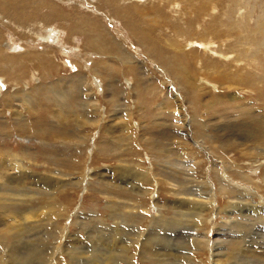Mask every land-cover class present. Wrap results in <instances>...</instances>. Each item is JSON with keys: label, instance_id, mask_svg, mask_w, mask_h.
I'll use <instances>...</instances> for the list:
<instances>
[{"label": "rangeland", "instance_id": "rangeland-1", "mask_svg": "<svg viewBox=\"0 0 264 264\" xmlns=\"http://www.w3.org/2000/svg\"><path fill=\"white\" fill-rule=\"evenodd\" d=\"M105 1L0 0V182L7 176L13 186L3 189L21 192L0 194V223H5L0 230L8 232L0 237L6 246L12 243L5 255L12 264L47 263L61 246L64 253L83 248L79 255L88 260L95 259L92 249H114L118 256L134 254L136 264H233L239 261L228 258L230 249L244 243L243 234L234 236L238 230L245 233V259L264 264L256 260L259 252L264 258V0H189L192 12L176 13L167 6L170 0H161L154 11L140 10L135 23L144 22L143 29L162 46L150 48L151 56L114 20L113 11L124 3ZM14 2L41 6L19 16L15 5L6 4ZM16 16L42 23L27 29L14 22ZM88 17L108 26L102 31L105 42L114 46L116 37L145 62L127 67L136 77L125 75L110 49L99 51L112 58L109 64L99 65L96 53H89L92 38L74 32L88 25ZM182 35L194 39L184 46L188 65L181 67L176 56L170 58L173 67L157 61L159 53L168 52L165 38L182 40ZM28 49L36 51L21 55ZM37 51L50 55L34 60L30 56ZM41 89L47 91L43 96L37 94ZM65 110L72 114L67 117ZM18 160L25 162L22 176L12 165ZM178 189L193 191L192 200ZM113 209L126 217L105 220ZM8 210L16 221L2 218ZM256 210H261L257 216ZM163 218L166 225L151 227ZM123 225L122 235L113 239L112 230ZM228 226L232 229L223 231ZM144 236L154 238L153 249L143 246ZM203 238L210 247L196 252V240ZM60 257L69 264L66 254L54 261Z\"/></svg>", "mask_w": 264, "mask_h": 264}, {"label": "bare ground", "instance_id": "bare-ground-1", "mask_svg": "<svg viewBox=\"0 0 264 264\" xmlns=\"http://www.w3.org/2000/svg\"><path fill=\"white\" fill-rule=\"evenodd\" d=\"M105 1V0H104ZM110 2H111V4L113 5V2H119V1H121L122 3H124V5L122 6V7H119V8H117L115 11H113V17H114V20L115 19H118L122 24H123V26H124V28L125 29H127L129 32H130V35H132L133 37L132 38H134V41H135V43L140 47V48H142L144 51H145V53H147L146 55H149V56H151L150 55V53H149V49L150 48H159V47H162L161 45H159L158 43H155L154 41H153V38H152V36H151V31L150 32H147V31H145L144 29H145V27H144V22H140V24H137L139 21L137 20V17L139 16V11L140 10H144V12H147V11H154V9H156L159 5H162V1L161 0H158L157 2H156V0H109ZM149 1V2H148ZM106 2V1H105ZM147 3V4H146ZM7 5H11V6H13V5H15L17 8L16 9H18L19 10V13H18V15L22 12V10H26V11H28V10H30V11H32V12H35L34 10H33V6H35V5H37V6H41V5H38L39 4V2H36V4L35 3H33V2H31V3H20V2H14V3H6ZM193 3H191V2H189V0H170L168 3H167V6L169 7V8H171L175 13H176V11L177 10H179L180 12H182V11H191L192 12V10H193V6H194V4L192 5ZM152 8L151 10H148V8ZM184 7H186V9H184ZM41 9H43V6L41 7ZM195 10V9H194ZM211 11L212 12H214L215 11V8H212L211 9ZM23 13V12H22ZM22 15V14H21ZM117 15H119V17H117ZM145 15V17L146 18H152L151 16H153L154 15V13H145L144 14ZM158 15V14H157ZM177 15V14H176ZM20 16V15H19ZM156 16V15H155ZM159 16V15H158ZM157 17V16H156ZM34 18H35V16H34ZM33 18V19H34ZM145 18V19H146ZM159 18V17H158ZM14 19V22H23V24H24V26L27 28V29H29L30 28V26H32V24H33V26H35V25H37L36 26V29H38L37 27H40L41 25V23L42 22H40V20L39 21H37L36 19H34V20H31V18L29 17V19H28V17L27 18H25V19H20L19 17H14L13 18ZM129 19H131V20H133L134 21V24H130L129 23ZM79 21H80V19H78ZM156 21H157V19H155ZM152 21H154V20H152ZM156 21H155V23H156ZM82 22V21H81ZM103 22V21H102ZM102 22H98V21H95V20H93V19H91L90 17H88V21H87V23H88V25H85V26H83V27H77L76 28V30H74V32L75 33H77V34H81V33H84V34H88L91 38H92V40H91V46H90V50H91V52H89V53H91V54H94V53H96V55H97V57H98V60H99V65H103V64H105V63H110L109 61L112 59V58H105V57H102L100 54H99V51L100 52H106V51H108L109 49H110V51L113 53V55H115V58H117L118 60H119V66H120V68H122L123 69V67H125V69H126V71L128 72V74L126 73L125 75L126 76H128V77H136V75H135V71L133 72V70H132V68L135 66V65H137L138 66V64L139 65H144L145 64V62L144 61H140L138 58H137V56H135V55H133V53H129V51H127L126 50V48H124V46L120 43V41L116 38V37H112L111 38V41H113L114 42V46H112V45H110L109 43H107V42H105V40H104V38H103V35H102V31L105 29V28H107L108 26L106 25V24H104V23H102ZM135 22H137V23H135ZM84 23V22H83ZM158 23V22H157ZM161 23V22H160ZM160 25V24H159ZM174 25V24H173ZM144 28V29H143ZM151 28V27H150ZM178 28V27H177ZM151 29H153V28H151ZM150 30V29H149ZM156 30V29H155ZM33 31H37V30H33ZM32 31V32H33ZM34 34V33H33ZM54 34V33H53ZM176 34V33H175ZM195 35V34H194ZM178 36V35H177ZM179 37H182V38H180V39H182V40H179V39H175L174 41L173 40H171V39H168V38H170V37H166L165 38V41H164V44L167 46V50H168V52L166 53V54H164V53H159V55H158V57H157V61H160V60H162V59H165V60H167L168 62H169V66L170 67H173V65L172 64H170V58L171 59H176V57H178L179 58V61L182 63V66L181 67H183V68H185L188 64H187V61H183V59H185V54H184V52L185 51H187V50H185L184 49V46L186 45V44H188V43H193V41H194V39L192 38V37H189V36H187V35H182V36H179ZM197 42H201V43H204V40H201L200 41V39L197 41ZM134 43V44H135ZM1 44H4V42H2ZM39 48V47H38ZM139 49V48H138ZM42 50V49H41ZM142 50V51H143ZM36 51V49H28L27 51H21V55H26V54H30L31 55V53H34ZM250 51V50H249ZM249 51H246L247 53L249 52ZM47 52V51H46ZM61 52V51H60ZM23 53V54H22ZM144 53V52H143ZM0 54H2L1 52H0ZM44 54V55H43ZM47 55H50V54H45V52H42V51H37V53L35 54V55H33V56H30V57H32L34 60H40L41 58H43L44 56H47ZM171 55H174V56H171ZM176 56V57H175ZM24 58H25V56H22V57H20V61H19V63H21V62H23L24 61ZM96 59V58H95ZM152 59V58H151ZM98 60L96 59V61H97V65H98ZM18 62V61H17ZM92 62H95V60L93 61L92 60ZM24 63V62H23ZM16 64V63H15ZM19 67H21L20 65H18ZM23 66V65H22ZM128 66H130V67H132L131 69H130V67L128 68V70H127V67ZM180 67V68H181ZM144 69V68H143ZM157 69V68H156ZM13 70V68H10L8 71H7V74H10L11 73V71ZM20 70V69H19ZM18 70V71H19ZM34 70V69H33ZM146 70H150L149 68H147ZM47 71V70H46ZM125 71V72H126ZM24 72H25V70H24ZM148 72V71H147ZM17 75V74H16ZM15 75V76H16ZM108 76H110V74H108ZM67 78V77H66ZM34 79V78H33ZM64 79V78H63ZM71 78H68L67 80H70ZM137 79V78H136ZM135 79V80H136ZM71 80H75V79H71ZM105 80H106V78H105ZM65 81V80H64ZM78 81V80H77ZM141 81V80H140ZM82 83V82H81ZM108 83V82H107ZM187 83H188V79L187 78H185L184 79V84L185 85H187ZM50 84H52L51 85V89L53 88V83H50ZM65 84V83H64ZM70 84V83H69ZM119 84V83H118ZM46 86V85H45ZM48 86V85H47ZM47 86L46 87H44L43 86V88L44 89H46L47 88ZM60 86H63V85H60ZM59 86V87H60ZM138 86V85H137ZM49 87V86H48ZM56 87H57V85H56ZM89 87V86H88ZM87 87V88H88ZM42 88V89H43ZM49 88V89H50ZM91 88V87H90ZM93 88V87H92ZM106 88V87H105ZM137 89H138V87H136ZM232 87H230V89H231ZM40 90V91H37V94L38 95H40V96H43L42 94H44L45 92H47V91H45V90ZM48 89V88H47ZM146 89V88H145ZM53 90V89H52ZM51 90V91H52ZM141 90V89H140ZM143 90V89H142ZM141 90V91H142ZM180 90V89H179ZM43 91V92H42ZM49 91V90H48ZM87 91V90H86ZM97 91V90H96ZM146 91L148 92V90L146 89ZM58 92V91H57ZM62 92V91H61ZM64 92V91H63ZM74 92V91H73ZM51 93V92H50ZM87 93V92H86ZM88 93H89V90H88ZM92 93H93V91H92ZM138 93V92H137ZM180 93H182L181 91H180ZM54 94H56V93H54ZM63 94V93H62ZM65 94H66V92H65ZM70 94V93H69ZM57 95H58V93H57ZM88 95V94H87ZM94 95V94H93ZM97 95V94H96ZM59 96V95H58ZM62 96V95H61ZM90 96V95H89ZM139 96V95H138ZM180 96V95H179ZM57 97V96H56ZM91 97V96H90ZM94 97V96H93ZM173 97V96H172ZM58 98V97H57ZM174 98V97H173ZM47 100L49 99V98H46ZM53 99V98H52ZM61 100H62V98H61ZM58 103V102H57ZM191 103V102H190ZM59 105H60V103H58ZM192 104H195V103H193L192 102ZM197 104H200V102L199 103H197ZM196 104V105H197ZM211 104H213V105H215V103H211ZM96 105H98V102H95L93 105H90V107L91 108H94L95 109V106ZM162 105V104H161ZM217 105V104H216ZM62 106H64V105H62ZM198 106V105H197ZM205 106V108H206V110L207 111H209L210 110V104H209V101L204 105ZM203 106V107H204ZM217 107H218V105H217ZM36 110V109H35ZM251 110V109H250ZM91 112H93V111H91ZM204 112H205V110H204ZM68 113H71V112H68V111H64L63 112V114H65L67 117H68ZM205 113H207V112H205ZM72 114V113H71ZM102 114V113H101ZM74 115V114H73ZM97 115V114H96ZM72 118V117H71ZM68 119V118H67ZM85 121V120H84ZM231 121V120H230ZM158 125H161V124H159L158 123ZM160 127V126H159ZM160 129V128H159ZM161 143V142H160ZM104 144V143H103ZM98 148V147H97ZM167 158V157H166ZM28 162H30V161H28ZM25 163V162H24ZM23 163V161L22 160H18L17 162H15L14 164H12V165H14L15 167H14V169H15V171H19L18 173H19V176H22V173L21 172H24L25 173V171H24V168L22 167V165L24 164ZM34 163V162H33ZM27 164V163H26ZM36 165V164H35ZM11 167H13V166H11ZM11 167H10V169H11ZM1 168H2V170H4V168H3V166L1 165V163H0V174H3V172L1 171ZM26 168V167H25ZM7 171H9V170H7ZM217 171V170H216ZM10 172V171H9ZM8 173V172H7ZM5 175V174H4ZM11 175H9V177H10ZM118 176V175H117ZM122 176V175H121ZM2 178H4L6 181H7V185H5V183H6V181L4 180V179H2L1 181H3V182H0V194H4V195H7V194H9L8 196L9 197H11L12 195H14V194H16V193H18V194H20L21 195V192H19V191H13V190H6V189H3L4 187H11V186H13V183H12V179L10 178V179H7V176H1ZM120 177V176H119ZM125 177H126V175H125ZM164 177V176H163ZM121 178V177H120ZM125 179V178H124ZM263 179H264V177H263ZM9 180H11V181H9ZM126 180V179H125ZM126 182V181H125ZM131 184V183H130ZM67 185V184H66ZM62 187V186H61ZM65 187V186H64ZM133 187H135L134 185H133ZM138 187V186H137ZM159 189V188H158ZM226 189V188H225ZM176 191V193H178L179 195H183V196H187V198L189 197V195H193V191H183V190H175ZM171 193H175L174 192V190L172 189L171 190ZM205 193V192H204ZM203 193V194H204ZM17 197V196H16ZM19 198V197H18ZM191 197H189V199H186V200H192V198L190 199ZM3 198L1 197V200H2ZM235 199V198H234ZM0 200V201H1ZM156 200V199H155ZM236 200H238V198H236ZM207 201V200H206ZM261 201H263L264 202V199L263 200H261ZM18 202V201H17ZM27 202V201H26ZM13 203V202H12ZM182 204V203H181ZM192 204V203H191ZM237 204V203H236ZM20 205V204H19ZM10 205L9 204H3V207H4V209H8V207H9ZM183 206H185V205H183ZM192 205H190V207H191ZM239 206V205H238ZM253 207V206H252ZM141 208H144V207H141ZM233 208V207H232ZM23 209V208H22ZM21 209V210H22ZM137 209V208H136ZM192 209V208H191ZM190 209V210H191ZM236 209V208H235ZM261 209H263L264 210V204H263V208H261ZM131 210V209H130ZM163 210V209H162ZM237 210V209H236ZM8 211H11V210H8ZM16 211V210H15ZM185 211H187L186 209H185ZM235 211V210H234ZM233 211V212H234ZM239 211V210H238ZM238 211H236L237 213H238ZM255 211V210H254ZM257 211V210H256ZM261 211V210H260ZM260 211H257L256 213H255V216H257L259 213H260ZM17 213V212H16ZM38 213V212H37ZM148 213V212H147ZM118 216H123V217H126L125 216V214L123 213V214H120L116 209H113L112 210V213H111V215L109 216H107V217H104V219L105 220H109L110 219V217H112V219H114V217H116L117 215ZM175 214H177V213H175ZM180 214V213H179ZM13 215V212L11 211V212H9L6 216H2V218H4V217H8L9 218V220H14V221H16V216H12ZM16 215V214H15ZM54 215V214H53ZM97 215V214H96ZM134 217H135V219L136 218H142V217H140V215H134V214H132ZM181 215V217H185L186 215L185 214H180ZM190 215V214H189ZM118 218V217H117ZM116 218V219H117ZM156 218V217H155ZM23 219V218H22ZM85 219V218H84ZM150 219V218H149ZM25 220L27 221V219L25 218ZM260 219H257L256 220V222H254V224L253 225H256V223H258V221H259ZM6 221H7V219H6ZM23 221H24V219H23ZM81 221H82V219H81ZM253 221H254V219H253ZM102 222V221H101ZM124 224H126L127 222L126 221H122ZM251 222V221H250ZM78 223V222H77ZM152 223H153V226H151V227H163L164 225H166V223H167V221H166V219H162V220H154V222L152 221ZM0 224H5V223H0ZM14 224V223H13ZM28 223H25L23 226H26ZM92 224V223H91ZM242 224V222H238L237 223V225H241ZM103 225V224H102ZM229 225V224H228ZM235 225V224H234ZM232 223H231V227L232 226H234ZM252 225V224H251ZM6 226H8V225H6ZM107 226V225H106ZM12 227V226H11ZM124 225L122 226V227H120V228H115V229H113L112 230V234H111V236L113 237V239L114 238H116V239H119V237H120V235H122V233H123V231H122V229L124 230ZM230 226H228L227 228H224L223 229V231H228L229 229H232ZM25 228V227H24ZM245 228V226H243V229ZM0 229H2V228H0ZM10 229V228H9ZM158 229V228H157ZM13 230V229H12ZM15 230V229H14ZM25 230H26V228H25ZM151 230V229H150ZM153 230V229H152ZM103 231V230H102ZM14 232V231H13ZM59 234L58 235H64V231H63V229L62 228H59V230L57 231ZM96 232V231H95ZM3 233H5V234H8V232H6V230H0V235L1 234H3ZM10 233V232H9ZM35 233V232H34ZM139 233H141L142 234V231L141 232H139ZM157 233V232H156ZM156 233H154V235L156 234ZM169 233H171V232H169ZM53 234H55V233H53ZM57 234V233H56ZM104 234V233H103ZM128 234V233H127ZM146 234V233H145ZM149 234V233H148ZM147 234V235H148ZM237 234H243V236H241V237H239V238H244V239H241L242 240V242H244V243H241V247L240 248H237L238 250L237 251H235L233 248L232 249H230V254H228V258H230V259H233V260H236L237 259V261H239V262H234L233 261V264H251V262H248V260L250 259H245V257L242 255L243 253H244V251H245V233H242V231H238V230H236V232H235V235L234 236H236ZM20 234H18V236H19ZM154 235H152V236H154ZM157 235V234H156ZM4 236V235H3ZM8 236V235H7ZM17 236V235H16ZM125 236V235H124ZM140 236V235H139ZM151 236V234H150V237H152ZM150 237H148V236H144V239L142 240V244H143V246H145V247H150V248H152V243L151 242H154V238L152 239V238H150ZM55 238V237H54ZM123 238V237H122ZM139 238V237H138ZM155 238H157V237H155ZM99 239H101V240H105V241H102L103 243H105V245L106 246H108V244L110 245V240L109 239H104V238H99ZM123 239H127V238H123ZM152 239V240H151ZM158 239V238H157ZM248 240V239H247ZM128 241H131V243L133 244V246L134 245H136L137 247H138V244L139 243H141V240H139L138 242L136 241V240H128ZM208 239H205V238H203V239H197L196 240V244H195V250H196V252H204L206 249H208L210 246L208 245ZM250 241V240H249ZM16 242V241H15ZM14 242V244L16 245L17 243H15ZM19 242V241H18ZM217 242V241H216ZM7 243V242H6ZM21 243V242H20ZM99 243H101V242H99ZM95 244V243H94ZM141 244V245H142ZM210 244V243H209ZM224 244H226L225 246H226V249H227V247H228V245H227V242H225L224 241V243H223V246H224ZM230 244V243H229ZM234 244H235V242H234ZM11 245H12V243L9 245V246H6V244H5V240H4V237H0V264H12V262H14V261H12L11 262V260H10V256H9V254L8 255H5V252L4 251H7V252H10L11 251ZM15 245H13V246H15ZM22 245H24V244H22ZM65 246V245H64ZM16 247V246H15ZM14 247V248H15ZM18 247V246H17ZM25 247V246H24ZM57 247V246H56ZM55 247V248H56ZM215 247H216V244H215ZM239 247V246H238ZM6 248H8V249H6ZM62 247L60 246V248H56V249H54V257L53 258H51V259H49L48 260V262L47 263H45V262H43V261H41L42 259H39V260H34L33 262H31L32 264H59V262H62V264L63 263H67V262H65V260L63 259V258H59L60 260H59V262L58 261H54V260H56V259H54V258H56L57 256H59V255H61V254H66V255H68L69 257V259L68 260H70V262L68 261V263L69 264H93V263H95V261H98V262H100V264H134L135 263V255L134 254H127V256H125V255H123V256H118L115 252H117V251H120V250H114V249H112L111 251H107V250H109V249H105V252L104 253H101V251H99V250H97V249H92L91 250V256L92 257H90V258H93V257H95V259H93V260H88L87 258H84V257H81L83 254H85V252L86 251H84L83 250V248H81V249H74V248H71V249H69V250H73V251H68L67 253H64V249H61ZM225 248V247H224ZM254 248V247H253ZM16 249V248H15ZM14 249V250H15ZM24 249V248H23ZM26 249V248H25ZM153 249V248H152ZM218 249V248H217ZM218 250H221V249H218ZM16 251V250H15ZM155 251V250H154ZM221 252V251H220ZM219 252V253H220ZM40 253V252H39ZM158 253V252H157ZM217 254V255H215L214 256V258H216V257H218L219 255H221V254ZM233 253H235V256L234 255H232ZM16 254H17V252H16ZM53 254V253H52ZM79 254H82L81 256L79 255ZM203 254V253H202ZM20 255V254H19ZM151 255V254H150ZM226 254H222V257H224ZM44 256V255H43ZM138 256H143L142 255V253H139V255ZM258 258L256 259L257 261L259 260V262L260 263H262L261 262V260H263L264 258H263V255L259 252L258 253ZM51 257V256H50ZM145 257V259L146 258H150L151 259V257L149 256V257H146V256H144ZM4 258H8V260L7 261H5L6 259H4ZM17 258V257H16ZM65 258V257H64ZM67 258V257H66ZM13 260V259H12ZM67 260V259H66ZM158 260V259H157ZM177 260H179V259H177ZM217 260V259H216ZM215 260V261H216ZM252 260V259H251ZM142 261H143V259H142ZM222 262V261H221ZM217 263V262H216ZM223 263V262H222ZM201 264V263H200Z\"/></svg>", "mask_w": 264, "mask_h": 264}, {"label": "crops", "instance_id": "crops-1", "mask_svg": "<svg viewBox=\"0 0 264 264\" xmlns=\"http://www.w3.org/2000/svg\"><path fill=\"white\" fill-rule=\"evenodd\" d=\"M1 82V81H0ZM174 99V98H173ZM0 119H2V117L0 116ZM194 120H200V117L199 116H196L194 117ZM184 121V119L182 118L181 120L178 121V123L182 124V122ZM243 176V175H242ZM155 192H151V194H153ZM136 264V262L134 263Z\"/></svg>", "mask_w": 264, "mask_h": 264}, {"label": "flooded vegetation", "instance_id": "flooded-vegetation-1", "mask_svg": "<svg viewBox=\"0 0 264 264\" xmlns=\"http://www.w3.org/2000/svg\"><path fill=\"white\" fill-rule=\"evenodd\" d=\"M3 46V44L2 45H0V49H1V47ZM220 86H223L224 87V85L223 84H220ZM37 121V120H36Z\"/></svg>", "mask_w": 264, "mask_h": 264}]
</instances>
